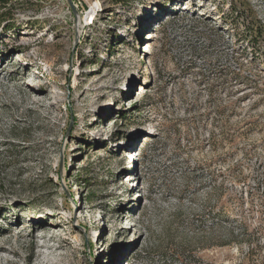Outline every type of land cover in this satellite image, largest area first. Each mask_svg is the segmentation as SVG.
I'll return each mask as SVG.
<instances>
[{"label":"rangeland","instance_id":"374dc122","mask_svg":"<svg viewBox=\"0 0 264 264\" xmlns=\"http://www.w3.org/2000/svg\"><path fill=\"white\" fill-rule=\"evenodd\" d=\"M231 3L264 26V0L0 6V264H264V36Z\"/></svg>","mask_w":264,"mask_h":264},{"label":"trees","instance_id":"16d2710c","mask_svg":"<svg viewBox=\"0 0 264 264\" xmlns=\"http://www.w3.org/2000/svg\"><path fill=\"white\" fill-rule=\"evenodd\" d=\"M8 1L9 0H0V6L5 5ZM242 10L243 9H241L240 5L231 3L229 13L226 15L224 14V21L238 30V27L241 26V21L243 20V37L246 38L248 45L254 51L258 48L259 45L257 41H260L264 36V26L261 21H258L256 18H253L252 15H249V17L244 19V11ZM171 21L172 19H168L166 23L160 24V30L165 24L170 23ZM2 22L3 20L0 19V24ZM6 28H9V25H7ZM238 37L240 38L241 35L238 34ZM178 260V264H213L205 261L201 257L192 254L191 256L181 255Z\"/></svg>","mask_w":264,"mask_h":264},{"label":"bare ground","instance_id":"6f19581e","mask_svg":"<svg viewBox=\"0 0 264 264\" xmlns=\"http://www.w3.org/2000/svg\"><path fill=\"white\" fill-rule=\"evenodd\" d=\"M94 9V8H93ZM92 14V13H91ZM90 14V15H91ZM94 14V13H93ZM92 14V15H93ZM90 18V17H89ZM89 20V19H88ZM151 35L153 34V33H150ZM152 37V36H151ZM21 45H24V46H26L27 45V43H25V42H23V43H21ZM147 45V44H146ZM28 46V45H27ZM151 47L150 46H148V48L147 49H145V52H151ZM11 64V60H5V61H3L1 64H0V72L1 71H3L4 70V68H5V66L6 65H8V64ZM9 66V65H8ZM33 94L35 95V96H42V95H44V94H46L45 93V90L44 89H41V88H38L37 90H33ZM47 96V95H46ZM133 155V154H132ZM133 162H135V159L133 160ZM53 230L54 228H52V227H50V226H47L46 224H44V225H41L40 227H35L34 228V230L33 231H44V232H48V231H50V230ZM41 248H44V249H46V250H49V251H53L52 252V254L54 253V252H56V251H58V249H59V247L57 246V248H52V247H50V246H46V245H42V246H40ZM3 252H6V248L4 247V246H1L0 245V254H2ZM13 253H16L15 251L13 252ZM54 254H56V253H54ZM48 255H39V259L41 258V261H40V264H53V263H50L49 262V258L47 257ZM35 257V256H34ZM28 264H30V263H28ZM54 264H56V263H54Z\"/></svg>","mask_w":264,"mask_h":264}]
</instances>
